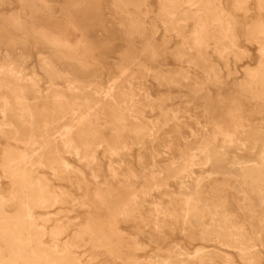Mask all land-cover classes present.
<instances>
[{
	"label": "rangeland",
	"instance_id": "1",
	"mask_svg": "<svg viewBox=\"0 0 264 264\" xmlns=\"http://www.w3.org/2000/svg\"><path fill=\"white\" fill-rule=\"evenodd\" d=\"M0 264H264V0H0Z\"/></svg>",
	"mask_w": 264,
	"mask_h": 264
},
{
	"label": "bare ground",
	"instance_id": "2",
	"mask_svg": "<svg viewBox=\"0 0 264 264\" xmlns=\"http://www.w3.org/2000/svg\"><path fill=\"white\" fill-rule=\"evenodd\" d=\"M112 1V0H111ZM257 2H259V1H257ZM262 4V3H261ZM196 5V4H195ZM198 5V4H197ZM258 5V4H257ZM211 8V7H210ZM116 13V12H115ZM118 14V13H117ZM116 15V14H115ZM112 17V16H111ZM116 19V18H115ZM122 19V18H121ZM123 20V19H122ZM126 25V24H125ZM114 30H116V29H114ZM121 30V29H120ZM119 30V31H120ZM121 32V31H120ZM98 33V32H97ZM96 33V34H97ZM99 34V33H98ZM120 34V33H119ZM251 34V33H250ZM118 35V32H114V33H112V34H110V35H108V36H106L108 39L109 38H111V37H113V36H115V38H116V36ZM194 35V34H193ZM120 36V35H119ZM118 36V37H119ZM102 37V36H101ZM103 39V38H102ZM123 40V39H122ZM71 41V40H70ZM101 42V41H100ZM110 52V51H109ZM108 53V52H107ZM23 55V54H22ZM105 56V55H104ZM114 57V56H113ZM128 69L129 68H123V69H121L120 71H118V72H116V79H120L121 80V78H123L124 76H126V75H128ZM53 72H54V70H53ZM61 73V72H60ZM168 79V78H167ZM118 83V82H117ZM119 85V84H118ZM104 86V85H103ZM110 90V89H109ZM112 90V89H111ZM91 96V95H90ZM111 98H113V97H111ZM114 99V98H113ZM62 102V101H61ZM82 102V101H81ZM59 106V105H58ZM97 108V107H96ZM95 109V108H94ZM62 111V110H61ZM80 111V110H79ZM78 111V112H79ZM92 111V110H91ZM90 111V112H91ZM78 112H75V114L76 113H78ZM88 115H89V113H88ZM32 116V115H31ZM85 117V116H84ZM33 118V117H32ZM33 120V119H32ZM65 120L63 119V122H64ZM33 122V121H32ZM61 122H62V120H61ZM66 127H68V126H66ZM65 127V128H66ZM66 130V129H65ZM64 130V131H65ZM32 131H33V128H32ZM71 131V130H70ZM70 131H66V132H70ZM65 133V132H64ZM173 133V132H172ZM66 134V133H65ZM67 135V134H66ZM68 135H70V134H68ZM42 140V139H41ZM45 140V139H44ZM35 141V140H34ZM39 141V140H38ZM43 141V140H42ZM44 142V141H43ZM175 143V142H174ZM49 144V143H48ZM85 148H86V146H85ZM31 150H32V148H31ZM172 151V150H171ZM77 153V152H76ZM35 154H37V152H35ZM78 154V153H77ZM28 159V158H27ZM32 159V158H31ZM77 159H78V157H77ZM20 160V159H19ZM18 160V161H19ZM21 162H23V161H21ZM31 162V161H30ZM87 161H85V163H86ZM25 163V162H24ZM23 164V163H22ZM21 164V165H22ZM149 164V163H148ZM159 164V163H158ZM68 166V165H67ZM23 168V167H22ZM68 168V167H67ZM9 169V168H8ZM125 169V168H124ZM65 170H66V167H65ZM68 170H70V169H67V172H68ZM73 170V169H72ZM71 171V170H70ZM75 171V170H74ZM117 171V170H116ZM66 172V171H65ZM91 173V172H90ZM93 173V172H92ZM66 174V173H65ZM74 174V173H73ZM97 174V173H96ZM71 175H72V173H71ZM95 175V174H94ZM111 175V174H110ZM10 176V175H9ZM15 176V175H14ZM55 176V175H54ZM74 176V175H73ZM95 176H97V175H95ZM13 177V176H12ZM58 177V176H57ZM83 176H81V178H82ZM28 179H29V177H27ZM96 178V177H95ZM11 179V178H10ZM16 179V178H15ZM27 179V180H28ZM66 179H67V176H66ZM75 179V178H74ZM86 179V178H85ZM76 180V179H75ZM74 181V180H73ZM29 183V182H28ZM73 183H76V182H73ZM236 183V182H235ZM78 184V183H77ZM76 185V184H75ZM105 185V184H104ZM105 189V188H104ZM31 191H34V190H31ZM33 194V193H32ZM242 204H244V203H242ZM188 212V211H187ZM224 238V237H223Z\"/></svg>",
	"mask_w": 264,
	"mask_h": 264
}]
</instances>
